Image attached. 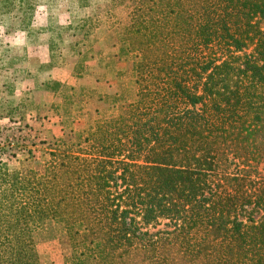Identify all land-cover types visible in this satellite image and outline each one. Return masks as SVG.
<instances>
[{
    "label": "trees",
    "instance_id": "16d2710c",
    "mask_svg": "<svg viewBox=\"0 0 264 264\" xmlns=\"http://www.w3.org/2000/svg\"><path fill=\"white\" fill-rule=\"evenodd\" d=\"M111 3L136 97L41 175L0 157V264H43L47 223L65 264H264V0Z\"/></svg>",
    "mask_w": 264,
    "mask_h": 264
},
{
    "label": "rangeland",
    "instance_id": "374dc122",
    "mask_svg": "<svg viewBox=\"0 0 264 264\" xmlns=\"http://www.w3.org/2000/svg\"><path fill=\"white\" fill-rule=\"evenodd\" d=\"M129 11L111 0H0V157L11 170L41 175L47 144L135 99L134 58L120 53ZM37 239L43 264H65L62 225Z\"/></svg>",
    "mask_w": 264,
    "mask_h": 264
}]
</instances>
